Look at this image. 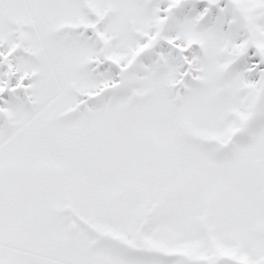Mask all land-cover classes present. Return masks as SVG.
I'll list each match as a JSON object with an SVG mask.
<instances>
[{
	"label": "snow or ice",
	"instance_id": "6c2138e0",
	"mask_svg": "<svg viewBox=\"0 0 264 264\" xmlns=\"http://www.w3.org/2000/svg\"><path fill=\"white\" fill-rule=\"evenodd\" d=\"M0 264H264V0H0Z\"/></svg>",
	"mask_w": 264,
	"mask_h": 264
}]
</instances>
